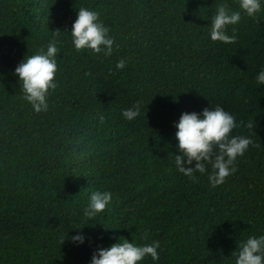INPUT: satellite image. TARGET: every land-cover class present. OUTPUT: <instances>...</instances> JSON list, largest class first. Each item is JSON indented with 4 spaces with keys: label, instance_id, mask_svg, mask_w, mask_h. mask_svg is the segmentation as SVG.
Masks as SVG:
<instances>
[{
    "label": "trees",
    "instance_id": "obj_1",
    "mask_svg": "<svg viewBox=\"0 0 264 264\" xmlns=\"http://www.w3.org/2000/svg\"><path fill=\"white\" fill-rule=\"evenodd\" d=\"M220 4L240 10L239 0H0V264H92L123 239L160 242L159 259L140 264H236L239 246L264 236V0L228 26L232 44L210 36ZM81 7L99 13L111 55L76 50ZM54 38L57 88L37 113L15 70ZM216 106L235 117L233 136L261 146L212 187L211 164L196 180L176 167L175 125ZM93 191L113 199L88 218Z\"/></svg>",
    "mask_w": 264,
    "mask_h": 264
},
{
    "label": "clouds",
    "instance_id": "obj_2",
    "mask_svg": "<svg viewBox=\"0 0 264 264\" xmlns=\"http://www.w3.org/2000/svg\"><path fill=\"white\" fill-rule=\"evenodd\" d=\"M240 10H230L227 4L217 6L216 14L212 18L210 36L214 42L232 44L237 42V35L233 29V35L227 34L230 25L238 24L241 12L249 17H255L261 11V0H239ZM60 30L54 32L59 36ZM71 36L77 51L92 50L97 54L104 51L105 55H111L114 38L109 36V29L99 21V13L86 7L78 10ZM55 38L49 43L47 50L43 48L38 54L27 56L16 68L15 74L22 82L24 98L32 104L37 113L48 110L47 98L50 91L57 88L56 73L58 63L56 56L59 52ZM126 61L121 59L117 63L118 69H124ZM89 75L91 73H88ZM257 82L264 84V70L257 76ZM123 116L128 120H134L140 115V106L134 109H126ZM104 117L101 116L103 121ZM243 124V121H241ZM176 139L179 151L182 155L175 156V164L184 175L196 180L194 173H205L206 163L214 169L209 176L212 187L225 183L226 179L234 174L237 169L234 166L238 157L243 156L249 146L259 148L250 137L233 136V130L238 127L235 117L221 106L212 109H204L202 118L197 113H183L178 124ZM248 128L255 127L254 122L247 124ZM218 150V151H217ZM195 162V167H191ZM111 192L93 191L90 196L89 206L84 210V215L94 218L98 213L107 210L112 202ZM147 233L144 239H147ZM73 241L84 242L82 235L72 238ZM64 243V240L62 241ZM160 242L138 246L123 239L113 244L108 249H100L92 257V264H140L146 257L158 260ZM236 264H264V236L250 237L246 243L239 246Z\"/></svg>",
    "mask_w": 264,
    "mask_h": 264
},
{
    "label": "rangeland",
    "instance_id": "obj_3",
    "mask_svg": "<svg viewBox=\"0 0 264 264\" xmlns=\"http://www.w3.org/2000/svg\"><path fill=\"white\" fill-rule=\"evenodd\" d=\"M108 158H113V155L112 154H109L108 155ZM141 201H135V202H132L131 204H129V206L127 207V212L128 213H132L135 211V208L140 204Z\"/></svg>",
    "mask_w": 264,
    "mask_h": 264
}]
</instances>
